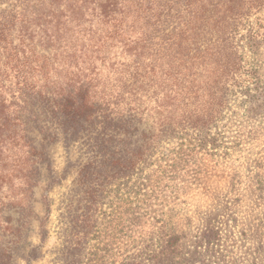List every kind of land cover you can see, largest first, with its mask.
<instances>
[{
  "label": "trees",
  "instance_id": "trees-1",
  "mask_svg": "<svg viewBox=\"0 0 264 264\" xmlns=\"http://www.w3.org/2000/svg\"><path fill=\"white\" fill-rule=\"evenodd\" d=\"M262 48L264 0H0V264L55 143L101 193H142L184 151L227 160L235 101L264 117Z\"/></svg>",
  "mask_w": 264,
  "mask_h": 264
},
{
  "label": "rangeland",
  "instance_id": "rangeland-1",
  "mask_svg": "<svg viewBox=\"0 0 264 264\" xmlns=\"http://www.w3.org/2000/svg\"><path fill=\"white\" fill-rule=\"evenodd\" d=\"M259 59L264 74V48ZM232 111L227 160L184 151L140 194L119 179L103 193L76 183L79 147L51 145L52 174L43 169L8 264H264V117L241 99Z\"/></svg>",
  "mask_w": 264,
  "mask_h": 264
}]
</instances>
